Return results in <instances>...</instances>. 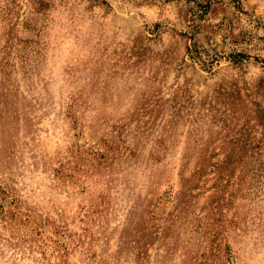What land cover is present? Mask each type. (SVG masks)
Returning <instances> with one entry per match:
<instances>
[{
  "label": "rangeland",
  "instance_id": "rangeland-1",
  "mask_svg": "<svg viewBox=\"0 0 264 264\" xmlns=\"http://www.w3.org/2000/svg\"><path fill=\"white\" fill-rule=\"evenodd\" d=\"M0 264H264V0H0Z\"/></svg>",
  "mask_w": 264,
  "mask_h": 264
},
{
  "label": "trees",
  "instance_id": "trees-1",
  "mask_svg": "<svg viewBox=\"0 0 264 264\" xmlns=\"http://www.w3.org/2000/svg\"><path fill=\"white\" fill-rule=\"evenodd\" d=\"M208 6H210V5H208Z\"/></svg>",
  "mask_w": 264,
  "mask_h": 264
}]
</instances>
